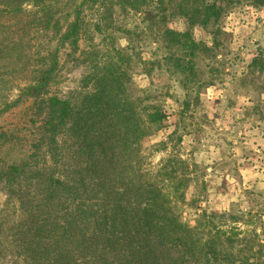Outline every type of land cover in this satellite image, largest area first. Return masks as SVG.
Returning a JSON list of instances; mask_svg holds the SVG:
<instances>
[{
	"label": "trees",
	"instance_id": "16d2710c",
	"mask_svg": "<svg viewBox=\"0 0 264 264\" xmlns=\"http://www.w3.org/2000/svg\"><path fill=\"white\" fill-rule=\"evenodd\" d=\"M133 1L135 11L145 2ZM149 2L155 11L148 20L171 50L165 64L187 88L201 48L189 30L177 32L167 21L212 27L231 0ZM60 12L52 0H0V115L27 100L32 117L28 139L0 129V264H264L236 257L234 238L214 224L224 215L203 211L192 224L182 220L177 204L186 203L191 181L185 162L152 170L142 153L146 137L166 121L163 107L149 102L148 90L132 99L127 72L104 66L95 50L79 52V11L63 23ZM44 35L37 47L33 41ZM61 51L88 65L83 94L52 92ZM17 81L23 86L10 100Z\"/></svg>",
	"mask_w": 264,
	"mask_h": 264
},
{
	"label": "rangeland",
	"instance_id": "374dc122",
	"mask_svg": "<svg viewBox=\"0 0 264 264\" xmlns=\"http://www.w3.org/2000/svg\"><path fill=\"white\" fill-rule=\"evenodd\" d=\"M124 1L52 0V4L61 11V23L79 11L84 24L79 52L95 50L104 66L127 72L132 99L148 90L149 102L163 107L166 121L146 137L142 153L145 166L152 170L178 159L185 162L191 181L185 189L186 203L177 204L182 220L192 224L203 211L224 215L214 224L234 238L236 257L264 262V5L231 0L218 24L207 28L189 29L180 17L168 19L169 28L189 30L201 48L195 58L196 78L184 88L182 76L165 64L171 50L148 20L147 11L153 14L154 4L145 0L135 11L133 0ZM46 39L39 36L33 43L39 47ZM66 53L60 52L62 67L51 88L60 97L89 89L81 87L88 65L73 62ZM140 59L155 63L146 67ZM142 69L152 71L147 76ZM22 86L17 81L8 99H15ZM28 109L29 102L22 100L0 115V129H14L20 140L28 139L32 130ZM165 183L171 193V181ZM4 199L0 193V204ZM244 249L246 253L239 252Z\"/></svg>",
	"mask_w": 264,
	"mask_h": 264
}]
</instances>
